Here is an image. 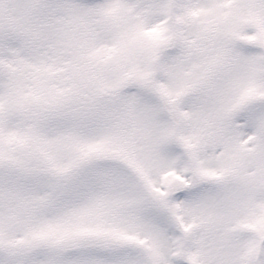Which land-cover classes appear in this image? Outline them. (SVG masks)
<instances>
[{
	"label": "rangeland",
	"instance_id": "obj_1",
	"mask_svg": "<svg viewBox=\"0 0 264 264\" xmlns=\"http://www.w3.org/2000/svg\"><path fill=\"white\" fill-rule=\"evenodd\" d=\"M29 1L0 0V161L29 164L30 172V158L21 155L40 150V143L53 168L69 163L76 171L86 158H99L109 168L87 167L57 198L56 180L40 176L24 185L22 169H0V247H24L12 263L0 256V264H59L57 254L25 248L87 236L131 243L153 264H264V0H174L173 26L169 18L162 20V0H101L90 18L82 5L67 11L57 8V0L49 1L40 18L30 16ZM27 32L54 34L56 41L44 34L33 45L37 39ZM168 45L161 70L152 68L158 48ZM79 57L88 67H79ZM153 73L161 75L155 93L177 103V136L189 164L168 151L166 136L174 125L158 116L159 99L148 98L154 90L142 89L140 80L150 83ZM84 100L80 123L76 115H62L50 122L54 128L43 130L32 118L21 123L6 116L27 103L53 108ZM138 163L149 182L156 179L148 185L152 200L163 204L169 202L164 189L191 180L221 183L197 190L184 207L170 200L168 213L179 220L175 236L157 210L132 205L144 196L127 175L113 173L114 166L127 168L144 181ZM50 202L58 207L45 217L31 208ZM109 249L66 264H147Z\"/></svg>",
	"mask_w": 264,
	"mask_h": 264
}]
</instances>
